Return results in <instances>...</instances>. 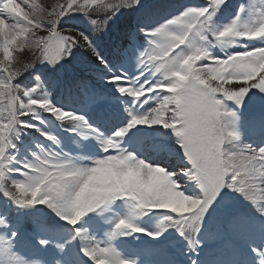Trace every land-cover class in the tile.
<instances>
[{
    "label": "snow or ice",
    "instance_id": "1",
    "mask_svg": "<svg viewBox=\"0 0 264 264\" xmlns=\"http://www.w3.org/2000/svg\"><path fill=\"white\" fill-rule=\"evenodd\" d=\"M0 264H264V0H0Z\"/></svg>",
    "mask_w": 264,
    "mask_h": 264
},
{
    "label": "rangeland",
    "instance_id": "2",
    "mask_svg": "<svg viewBox=\"0 0 264 264\" xmlns=\"http://www.w3.org/2000/svg\"><path fill=\"white\" fill-rule=\"evenodd\" d=\"M45 2H47V3H54V2H55V0H45ZM155 2H157V1H156V0L154 1V0H153V1H151V2H150V4H153V3H155ZM150 4H148L147 6H149ZM118 15H119V14H118ZM118 15H117V16H118ZM133 15H134V18H133V20H135L136 13L134 12V13H133ZM119 18H123V17H122V16H120ZM114 20H116V19H114ZM133 23H134V22H133ZM132 25H133V24H132Z\"/></svg>",
    "mask_w": 264,
    "mask_h": 264
}]
</instances>
